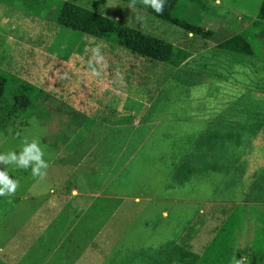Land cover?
I'll list each match as a JSON object with an SVG mask.
<instances>
[{
	"label": "rangeland",
	"instance_id": "rangeland-1",
	"mask_svg": "<svg viewBox=\"0 0 264 264\" xmlns=\"http://www.w3.org/2000/svg\"><path fill=\"white\" fill-rule=\"evenodd\" d=\"M22 1L0 2V73H6L11 80L4 100L12 102L18 91L15 88L24 89V82L33 85L32 93L40 91L34 97L38 103L29 113L24 112L16 118L6 132L0 131V154H18L26 142L35 140L48 167L42 170V176H33L31 166L24 169L17 167L15 162L8 165L0 163V170H7L9 177L17 181L14 193L0 196V264H44L45 261L47 264H55L56 261L59 264H120L124 260L128 264H161L169 249L188 244L194 251L202 253L218 237L204 230V223L195 221L192 224L194 216L203 217L199 215L203 207L200 203L206 200L213 201L208 207L212 212L213 225L217 223L213 216L216 212L221 217L233 218L234 224L239 225L230 261L226 264H234L236 259H243L244 264H255L253 243L257 239L260 244V231L263 229L257 220L262 221L263 217L259 216L264 211V127L254 138L250 133L244 134L239 147H236L235 139L230 140L225 135L210 139L208 128H199L204 121H217L215 117L219 111L223 112L227 101L231 103L233 95L229 93L240 89L238 85L226 83L223 93H216L219 100L215 96L210 98L216 81H210L209 85L202 81L192 91L186 86L188 83L172 81L170 87L159 77L162 72L155 66H149L147 60L140 65L142 59L139 56L115 44L96 43L90 37H85L84 56L74 55L64 61L57 54L62 57L71 45L76 48L77 40L60 32L61 27L54 17L59 0H31L35 3L31 7ZM76 1L130 26L154 33V17L124 0ZM196 1L180 0L178 10L205 18V9L194 6L198 5ZM204 1L207 7L214 6V0ZM262 2L223 0L224 7L220 8H232L230 13L235 24L239 25V16L244 21L257 19ZM194 21L198 20L194 18ZM160 36L169 37L172 43L188 47L195 54L213 44L205 45L207 38L186 32L178 34L177 41L167 32ZM252 40L256 45V61L261 68L254 77L251 75L254 95L262 96L264 83H259V76L264 74V43L259 38ZM103 47L109 48L107 54H99ZM202 53L209 62L220 58L216 50ZM92 63L98 68L89 67ZM77 65L84 69L83 73L73 70ZM48 74L53 77L49 78ZM85 75L95 76L93 80L100 76L111 85L126 84L127 96L117 95L112 90L111 93L105 92L110 99L101 93L91 92L90 99L81 100L77 95L81 89L79 86L89 85ZM44 76L46 81H43ZM57 80L61 81L55 87L44 86ZM157 87L165 88V99L157 97ZM263 108L264 104H261L262 112ZM119 113L139 117L150 114L155 119L148 122V128L154 125L150 138L143 147H136L133 144L140 141L139 131L131 128L133 141L128 143L132 144V153L137 150L136 154L126 165L110 169L109 183L99 182V187L105 189L109 197L90 199L78 195L79 209L92 200L96 205L82 214L75 210L69 212L72 199L70 177H77L75 184L85 191L84 174L90 172L87 177L90 183L101 176L92 173L96 164L91 160L89 150L105 135L101 134L102 126L114 123L113 126L129 127L135 122L132 118L130 122L115 124ZM257 119L258 115L251 120L246 117L247 122L256 123ZM94 128L100 133L91 135ZM121 137L124 141L123 133ZM185 149L188 150L183 154ZM182 155L188 156L185 160L188 165ZM241 173L252 185L256 178L260 179L262 194L257 191L260 195L257 200L251 197L260 202L253 207L235 209L230 203L232 195L241 197ZM58 193L60 197H56ZM58 205H67L61 214ZM58 219L60 223L56 226ZM188 230H194L196 235L191 233L190 237ZM242 232L244 238L240 241L238 235ZM93 238L99 247L94 246L95 251L91 247L84 248L83 241ZM220 243V240L215 243L216 249H221ZM243 254L247 256L243 258ZM221 260L227 261L226 258Z\"/></svg>",
	"mask_w": 264,
	"mask_h": 264
},
{
	"label": "trees",
	"instance_id": "trees-1",
	"mask_svg": "<svg viewBox=\"0 0 264 264\" xmlns=\"http://www.w3.org/2000/svg\"><path fill=\"white\" fill-rule=\"evenodd\" d=\"M1 1L9 0H0V2ZM30 1L31 0H23L22 3L26 2L28 6L31 7L35 3ZM124 1L144 10L151 17H154L156 21L152 27L154 33L130 26L123 21L117 20L115 17L104 15L101 12L83 6L77 3L76 0H59L55 7V16H53L56 17V22L61 27L60 32L71 35L77 40V46L76 48H72L71 45L69 49H65V54L62 57L59 54H57V56L64 61L70 60L74 55L84 56L86 50L84 47L87 45L85 37H90L95 40L96 43L106 42L108 44H115L139 56V59H142L139 61L140 65L144 60H147L150 63L149 66H155L162 72L159 77L163 81V84H167L171 87L172 81L175 83L177 82V84L183 83L184 85L188 83L186 86L191 91L198 88V83L199 85L202 81L206 83L209 79L227 82L234 74L235 63L239 66H247L246 64H248L249 61V70L247 72L245 71L244 78H241L243 87L240 88L242 91L240 93V99L243 101L237 104H228V108L223 109V112L219 111L215 117L217 121H207L206 125L208 126L206 129H203L207 130L208 128L210 139L216 138L217 135H225L230 140L235 139L236 147L242 145L244 134L250 133L254 138L258 133L262 132L261 129L264 127V111L262 112L260 110V105L264 104V92L262 91L260 93L262 96L254 95L253 77L255 73L260 72L261 68L256 61V45L252 39L259 38L264 43V0L261 4L258 18L253 20L251 28L234 35L218 45L216 50L219 51L218 54L220 58L218 61L213 60L211 62H209L204 55H194L182 46L172 43L169 37L165 39L160 36L163 32L169 33L172 38H176L177 35L182 32H191L205 38L213 35L212 30L194 21V18L196 19L197 17H193L192 14L185 12L182 13L178 10L180 0H164L163 10L159 13L151 6L145 5L143 0ZM196 3L199 4L198 1H196ZM174 26L179 29L174 28ZM251 34H253L252 39L250 38ZM108 50L109 48L103 47L99 54H107L106 52ZM232 66L233 69L230 68ZM165 73L166 75H163ZM6 75V73H0L1 132H6L10 123L15 122L16 118L18 119L21 117V114L24 112L29 113L38 103V100H35L34 97H37L40 91L38 90L32 93L31 89L33 85L24 82V89H21V87L15 88V90L18 89V91L13 95V101L6 102L4 97L9 90L8 85L11 81ZM251 75H253V77H251ZM247 77L249 78L248 80ZM259 77V83H264V74ZM116 86H118V84H116ZM120 86L123 90L126 84ZM158 89L157 87V97L165 99L166 96H163L166 95L165 88ZM199 93L204 96L202 92ZM117 95L122 96L123 93L118 92ZM206 95L205 93V97ZM211 97H214L213 92L210 93V98ZM125 108L126 106L124 109ZM237 109L238 111H236ZM129 114L119 113V119L115 121V123L130 122L132 118L134 119V115L131 113ZM256 115H258V121L256 123L254 121H246V117L251 120L253 118L256 119ZM260 115H262V118H260ZM150 116V114H146L147 119L151 118ZM222 128L227 130H222ZM212 133L213 136H211ZM186 158L188 159V156L184 155L183 160L185 164L188 165L187 161H185L187 160ZM256 179V183L262 182L260 179ZM260 214L259 217H263L262 221L257 220V222H261L263 229L260 231L262 237H260V244L257 239L253 243V250L256 256L255 264H264V211ZM252 225H255V223ZM219 240L221 241V249L217 248V250L215 248V243ZM234 241L235 234L232 235L227 229H223L220 234H218L216 241L205 248L202 253L194 251L190 246L185 245V247L182 248L174 246L171 250L169 249L161 264H226L230 261L232 254L231 247ZM220 257L226 258L227 261H222Z\"/></svg>",
	"mask_w": 264,
	"mask_h": 264
},
{
	"label": "crops",
	"instance_id": "crops-1",
	"mask_svg": "<svg viewBox=\"0 0 264 264\" xmlns=\"http://www.w3.org/2000/svg\"><path fill=\"white\" fill-rule=\"evenodd\" d=\"M197 1L199 2V4L198 5L194 4V6H198L199 9H205V18H203L204 16L197 17L196 18L198 20L197 22H201L200 23L201 25H205L207 29L213 31V35L209 36L207 38V41H204V44L208 45L207 43H210V42L213 44H212V46L207 47V48L201 50L200 52H198L196 54H195V52H193L192 49H190L188 47H183V48L189 50L190 52H192V54H194V55H202V54H204V53H202L203 51L207 52L210 50H216L217 46L220 45L222 42L226 41L227 39L233 37L234 35L242 32V31L248 30L252 26L253 21H244V18H241L240 16H239V19H240L241 23H239V25L235 24L236 21L230 13V10H232V8H230V10H229V8H227L228 10L220 8V7H224L223 0H214V6L213 7H210V6L207 7L204 0H197ZM188 14H190V13H188ZM193 17H194V15H193ZM242 21H243V23H242ZM187 33L189 35H192V36H197L191 32H187ZM173 40L177 41L178 38L177 39L174 38ZM204 44H202V45H204ZM216 51H218V50H216ZM228 56H230V55H228ZM248 64H249V61H248ZM248 64H246L247 66H239L237 63H235L234 74H233V76H231V78H229V80L227 82L218 81L216 79H209L208 81H206L207 85H209L211 83L210 81H216L217 84L213 87V90L211 91L214 93L216 100H219L218 97L216 96V93L220 92V91L223 93V87L226 83L232 82L234 84H237L238 88L243 87V85L241 84V81H242L241 78H244L245 71L247 72L249 70ZM94 66H95V64L92 63V64H90L89 67H94ZM95 68L96 69L98 68L97 65L95 66ZM230 68L233 69V66ZM73 70L77 73H79V72L83 73L82 71H84V69L79 68L78 65L76 66V68H73ZM85 76H87V80H88L89 85L86 86V85L82 84V86L81 85L79 86L81 89L77 93V95L80 96L81 100L90 99V97L92 95L91 92L93 94L94 93H99V94L101 93L103 96H106L107 99H110L107 97L105 92L111 93L112 90H115V93L120 92V93H123V95L127 96V93L125 91H122V88L120 86L121 84L120 85L118 84V86H116L113 83L111 85L108 80H107L108 82L106 83L103 78H100V76L97 77L98 78L97 80H93V78L95 76H92V75H85ZM48 77L51 78V77H53V75L48 74ZM59 77H60V75H58V79H59ZM46 79H47L46 76H44L43 81H46ZM60 81L61 80H57L51 84H44V86H50L51 85V86L55 87L57 85V83H59ZM91 83H93V84L91 85ZM77 86L78 85H76V87ZM86 88H90L91 90L88 91V90H86ZM100 88H102V89H100ZM241 92L242 91L240 89H237L236 91H233V92L231 91L229 93V95H233V97L231 98L232 99L231 103L237 104L238 102L243 101L242 99H240V97H241L240 93ZM228 104H230L229 101H227V105L225 108H228ZM225 108H223V109H225ZM236 111H238V109ZM143 116L144 117H142V116L139 117V116L135 115L134 119H133V121H135L134 122L135 124L133 123L129 127H127L125 125L113 126L114 123L108 124L107 126H102L101 134H105V135L103 137H101L100 140L97 141L98 143H96L89 150L91 160L93 162H95V164H96V167L92 171V173H94V175L96 173V174H99L101 176H99V179L96 182L90 183L91 181L89 182V180H87V177L90 176L89 175L90 172L87 174H84L85 175L84 176L85 177L84 182L86 184V186H84L85 191H81L80 189H82V188L80 186H78L77 184H75L78 182L77 177H75V176L70 177V178H72V180L70 181L71 182V184H70L71 189L69 188L70 189L69 191H70V196H72V199H71L69 206H68V207H70V208H68L69 212H72L75 210L76 213L82 214L83 212L89 211L90 209L92 210L93 207L96 205L94 202L95 200H92V202L89 201V203H85L88 206H86L84 204L83 208L79 209L80 206L79 207L77 206V201H76V199L79 198V197H76L78 195H81L83 197L90 198V199H93L96 197H109V195H106L107 194L106 190L101 189L99 187L100 186L99 182H102V184L103 183H109L108 181H110V179H108V178L111 176L110 175V169L111 168L116 169V168L120 167L121 165H126V163L129 162L133 158V156L136 154L137 150H135V153H132L131 148H130L132 144L128 143L130 141H133V138L131 136V132H132L131 128L133 130L136 129L137 132L139 131L140 141L138 140L139 143L133 144V145H136V147H138V148L141 147L142 145H144L145 141L150 138V134L153 130L154 125L151 128H148V126L150 124L148 122L149 121L154 122L155 119L153 117L147 119L146 115H144V114H143ZM117 124H121V122L117 123ZM206 124H207V121L202 122L201 124H199V128H202V129L205 128L206 129V127L208 126ZM99 133L100 132H98L97 128L92 129V132H90L91 135H95V134H99ZM121 133H123L124 141H122L123 137H121ZM126 136H128L129 138L126 139ZM187 150L188 149L183 150V154H185ZM246 163H248V162H246ZM253 167H254V164L251 166V168H253ZM251 172H253V170L249 171L248 174H250ZM105 176H106V178H104ZM96 177H98V176H96ZM237 177H238V174H237ZM247 178L248 177L246 175L244 176L241 173L240 182L243 183V185L241 186V189H240L241 193L239 195L241 197L238 198V197H234L235 195H232V201L230 203L232 205V208H235V209H239L242 207L249 208V207H253L257 203H260L259 201H254L253 199H251V197L253 196V198L255 200H257L259 198L257 196H260L259 194H257V191H259L260 194H262L261 193V191H262L261 183L257 182V183H254L252 185V184L248 183L249 181H247ZM250 181H252V180L250 179ZM98 183H99V185H98ZM103 186H105V185H102V187ZM254 191H255V193H253ZM59 194L60 193L56 194L57 195L56 197H60ZM236 196H238V195H236ZM31 197L34 198L35 196H31ZM136 200H139V198H136ZM200 204H203V207L199 210V215L203 216V217L197 218V215L194 216L193 218L195 220L192 223L193 225H194L195 221L204 223L203 229L209 233H214V237L218 236V234H220L221 230H223V229H227L228 232L232 235H234L237 232L239 225L234 224V219L230 218L229 216H226V215L222 216L223 217V219H222V217L219 216L218 212L213 214V216L217 219V223L215 225H213V219L211 217L212 212L210 210H208V207L213 204V201L210 200V202H209L206 200L205 202H202ZM63 205H58L59 210H60L59 211L60 214H61L63 208H65L68 204L66 206H63ZM164 214H166V211H164ZM241 216L246 217V215H244L242 213H241ZM218 221H220V223L222 225H219ZM59 223H60V220L58 219L54 225L57 226V224H59ZM207 223H210L211 225H208ZM244 226H247V225H244ZM86 230H90V229L86 228ZM187 232L190 233V237H191V233H193V235H196V232H194V230H192V231L188 230ZM254 232H256V231H254ZM238 236H239L240 241L243 240L244 232H242V234H240ZM192 239H193V237H192ZM83 243H84V248L86 246L91 247V248H93V251H95L94 249L96 246L99 247V244H97L95 242L94 238L91 241H83ZM188 246H190V245L188 244ZM240 246H242V245H240ZM190 247L192 248L193 246H190ZM246 256H247L246 254H243V258H245ZM109 258H110V256H109ZM99 261L101 262V260H99ZM47 263H48L47 261L44 262V264H47ZM128 263L129 262L127 260H124L120 264H128ZM31 264H34V263H31ZM55 264H59V262L56 261Z\"/></svg>",
	"mask_w": 264,
	"mask_h": 264
},
{
	"label": "clouds",
	"instance_id": "clouds-1",
	"mask_svg": "<svg viewBox=\"0 0 264 264\" xmlns=\"http://www.w3.org/2000/svg\"><path fill=\"white\" fill-rule=\"evenodd\" d=\"M144 4L151 6L157 13L163 10L164 0H143ZM44 155L38 142L33 140L26 142L22 151L18 154L16 152H9L7 154H0V163L5 165L13 164L19 168L27 169L31 166L33 176H42L43 169L48 167L47 162L42 158ZM17 188V181L11 179L7 170H0V196L12 194ZM234 264H244V260H235Z\"/></svg>",
	"mask_w": 264,
	"mask_h": 264
}]
</instances>
